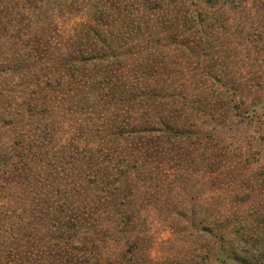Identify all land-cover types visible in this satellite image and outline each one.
<instances>
[{"label":"trees","instance_id":"trees-1","mask_svg":"<svg viewBox=\"0 0 264 264\" xmlns=\"http://www.w3.org/2000/svg\"><path fill=\"white\" fill-rule=\"evenodd\" d=\"M0 3V264H264V0Z\"/></svg>","mask_w":264,"mask_h":264},{"label":"rangeland","instance_id":"rangeland-1","mask_svg":"<svg viewBox=\"0 0 264 264\" xmlns=\"http://www.w3.org/2000/svg\"><path fill=\"white\" fill-rule=\"evenodd\" d=\"M1 5L2 3H0V6ZM7 34L3 28H0V43L4 44V46H0V48H3L4 52L1 61L10 63L11 61H13L17 53L22 55V53H24L27 48L23 47L22 49L21 47L15 46V43H22V41L7 36ZM4 77V74L0 73V85L1 81L3 82L4 80ZM240 196L241 198H247V186L241 187ZM203 199L206 200V204L201 202V204L199 205L203 206L204 209L206 206L211 207L215 203L219 204V199L217 197H215V200H210L209 198L204 197ZM255 207L258 208L260 206H257V203L255 204V206H250V209L252 211L250 213L255 214ZM238 209H240V212H244L246 210V205H238ZM197 210L200 211V208H197ZM164 225L165 223L162 218H152L151 220H149L148 230L149 234H152L151 236L153 237V242L151 244H147L142 250L139 251L138 258H134L136 259V264H202L200 262H188V260H185L183 256H185L188 251L195 249V246L184 244L180 241V237L177 235L176 238L174 237L173 241L169 240L172 237V231L166 228ZM123 263L126 264V262Z\"/></svg>","mask_w":264,"mask_h":264}]
</instances>
